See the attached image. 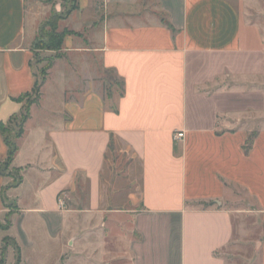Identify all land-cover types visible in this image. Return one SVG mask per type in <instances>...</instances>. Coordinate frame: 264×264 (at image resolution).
<instances>
[{
	"label": "crops",
	"instance_id": "1",
	"mask_svg": "<svg viewBox=\"0 0 264 264\" xmlns=\"http://www.w3.org/2000/svg\"><path fill=\"white\" fill-rule=\"evenodd\" d=\"M78 6L60 25L80 36L65 38L48 77L63 65L62 76L72 73L49 107L56 122L27 128L46 82L17 141L11 167L19 182L0 175V223L10 221L0 243L13 241L21 264L50 257L57 264H229L223 255L235 240V218L243 226L251 213L262 224L257 261L264 264V131L248 129L250 111H261L249 107L248 75L264 67V4ZM62 11L57 0H0V126L21 113L19 99L33 91V44L43 22ZM74 17L80 28L68 24ZM236 63L242 85L228 88ZM107 72L121 80V94H104ZM178 132L185 133L181 141L174 140ZM8 152L0 132V164ZM236 192L248 197L247 211L227 206ZM73 195L86 206L61 209L59 197ZM121 240L126 249L119 243L107 250Z\"/></svg>",
	"mask_w": 264,
	"mask_h": 264
},
{
	"label": "rangeland",
	"instance_id": "2",
	"mask_svg": "<svg viewBox=\"0 0 264 264\" xmlns=\"http://www.w3.org/2000/svg\"><path fill=\"white\" fill-rule=\"evenodd\" d=\"M57 2L58 3L60 2L63 8V11L57 14L64 15L65 12H68V10L73 6L72 0H57ZM261 2L264 4V0H261ZM75 12L76 11L72 12L70 15H68V17L58 22V25H57L58 32H63L62 29L64 28V26H61L60 24L63 21L67 20ZM53 14L54 13H52V15ZM52 15H50L47 20L51 19ZM45 22H43V24ZM69 22L70 23L68 24L70 26L72 27L74 26L75 28H80V23H78V20L76 17L72 18ZM42 25L40 27H42ZM43 29H44L43 33L39 34V31H40V28H39L36 39L39 37L40 39H44L45 42L43 43L41 42V44L38 45V47H36L35 49L33 47V50H34V57H35L34 66H35L36 74L38 75V81L41 82V80L45 77V83L48 82L47 85L45 86V91H44L46 98L42 106L39 109H37V111L35 112L33 120L29 122L28 127H27L28 129L29 128L37 129L39 127H50L53 123L56 122V118L53 115V111H51L49 107L54 101L58 100L57 98L58 94L55 93V90L59 88L62 84H64L66 80L70 79L71 74H72L71 71L67 69L68 71H67L66 77H68V79L65 78V75L62 76L64 74V71L66 70V67L69 68V66L62 64L63 66L60 67L59 69H56L54 73L51 75V78H48L49 73H50V65L55 61L54 57L57 54L54 52L53 53L49 52L47 50V47L50 45V41H49L50 28L45 26ZM62 50L58 53L60 56L63 55ZM250 64L252 65L256 64V61L251 59ZM201 65L204 66L207 64L201 63ZM235 65H238V66L235 67ZM239 66L240 64L238 63L234 64V68H233L234 70L232 71V75L226 77L227 80L226 79L225 80L227 83L225 85L228 86V88H233V89L238 88L239 89L241 87L242 85L241 75L239 74L241 73L240 72L241 67ZM74 67H75V64H74ZM253 70L254 72L252 71V73L250 72V74L248 75V89H249V92L251 93L250 94L251 99H249L251 102L249 103V107L250 109L251 107H256L258 108L257 110H261V111H259V113H256V112L251 113L252 111H250V116L248 119V129L250 131L252 130V133H257L260 131H264V67L259 66L258 73L255 71L256 67H254ZM61 72H63V74ZM72 72H74V70ZM230 73L231 72L229 71V74ZM103 79H104V94L106 96L111 93H116V94L122 93V89H123L122 82L116 76L115 73L107 72L104 74ZM219 79L220 78L217 79L218 82H220ZM211 88L215 89L216 87H211ZM34 98L35 97L32 96V98L26 99L25 105L27 106L28 103H30ZM20 122H21L20 120L12 122L11 125H9L6 128L7 130L3 135L12 143V145L17 143L16 137L18 133L20 132ZM229 128H234V126L233 127L228 126L227 129ZM114 157L115 156H112L110 154L109 156L110 165ZM0 171L3 177L14 178V181L12 182L13 184H17L19 182L20 173L16 171L15 169H13L11 166H7L6 159L4 160V162L0 164ZM84 194H85L84 196L86 197V193ZM78 195L80 196V194ZM61 197L66 202L65 208L81 210L87 204L86 198H84L85 199L84 205L77 206L78 203L80 202L78 200L77 201L75 200L76 198L74 195H73L74 198L71 201L69 199H66V197L64 196H61ZM236 197H238L236 203L235 204H233V202L228 203L227 206L232 209L241 208L247 211L249 209V206L247 204V202L249 203V199L246 196V194L236 192ZM5 205L6 207L7 206L9 207L10 213H12V211L15 209L12 206L13 204H11L10 202L9 203L7 202ZM248 214H246V216H248L247 222H245L243 226L241 223L242 221L235 218V222H234L235 240H234L232 247L229 249V251H225L223 255L227 259L229 264H258L257 240L261 237V234H262V224L260 222H257L256 217L253 216L251 213H248ZM9 226H10L9 220H6V222L4 223H0V235L3 234L1 229H5ZM244 230L246 232L242 233V231ZM171 236L172 235L169 233V239H171ZM119 243H120L118 247L119 249H122V250L126 249L127 243L121 240L118 243H111V241L108 242L109 246L107 250L110 253L113 252L114 250L117 249L116 244H119ZM112 248H115V249H112ZM27 255L29 256V258L32 257V254L26 253V256ZM17 258H18L17 249L13 241H11L10 239H6L3 243H0V264H18ZM33 262H37V257H34ZM44 263L45 264H57L54 262L53 257H50L49 259L45 260ZM128 263L129 262L127 260L122 258V259L113 260V262L110 264H128Z\"/></svg>",
	"mask_w": 264,
	"mask_h": 264
},
{
	"label": "trees",
	"instance_id": "3",
	"mask_svg": "<svg viewBox=\"0 0 264 264\" xmlns=\"http://www.w3.org/2000/svg\"><path fill=\"white\" fill-rule=\"evenodd\" d=\"M72 1H73V6L68 10V12H65L64 15L54 13L52 15L51 19L47 20L42 25V27H40L39 34L43 33V30H44L43 28L45 26L50 28V32H49L50 45L47 47V50L49 52H52V53L54 52L57 54L54 57V60L61 58V56L58 53L63 49L64 40L67 36H80V34L70 32V31L58 32V26H57L58 22L62 19H65L66 17H68V15H70L72 12L77 11L79 9L78 0H72ZM41 42L43 43V42H45V40L40 39L38 37L33 44L34 49L36 47H38V45H40ZM53 64H54V62L50 65V69L52 68ZM35 77H36V84H35L33 91L23 95L19 99V101L24 104V107H23L21 113L12 117L6 125L0 126V132H1L2 136L6 132V130H7L6 128L9 125H11L12 122L18 121V120H20L21 122H20V132L18 133L16 140L18 141L23 136L25 124L27 123V121L31 117V108H32V106H34L40 102L41 97H42L41 91H42V88L45 84V77L41 80V82L38 81V75L37 74ZM32 96H34L35 98L30 103H28V105L26 106L25 100L32 98ZM3 138H4L5 144L9 148L8 156L6 158V164H7V166H11L13 161H14L15 155L18 152V145H17V143L12 145V143L6 137L3 136ZM0 175L3 176L1 174V171H0ZM7 228H5L3 230H6ZM16 249H17V256H18L17 263L21 264L20 251H19V248L17 246H16Z\"/></svg>",
	"mask_w": 264,
	"mask_h": 264
},
{
	"label": "built area",
	"instance_id": "4",
	"mask_svg": "<svg viewBox=\"0 0 264 264\" xmlns=\"http://www.w3.org/2000/svg\"><path fill=\"white\" fill-rule=\"evenodd\" d=\"M185 136V133L184 132H178L174 135V140L175 141H181ZM58 204L60 206L61 209H65L66 207V202L65 200L60 196L59 199H58Z\"/></svg>",
	"mask_w": 264,
	"mask_h": 264
}]
</instances>
